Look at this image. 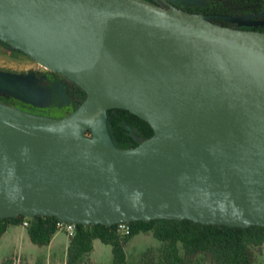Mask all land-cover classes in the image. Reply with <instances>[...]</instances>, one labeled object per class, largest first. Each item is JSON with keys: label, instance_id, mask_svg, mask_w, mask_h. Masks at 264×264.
<instances>
[{"label": "water", "instance_id": "1", "mask_svg": "<svg viewBox=\"0 0 264 264\" xmlns=\"http://www.w3.org/2000/svg\"><path fill=\"white\" fill-rule=\"evenodd\" d=\"M220 17L151 0H0V39L87 94L60 118L0 103V218L264 226V32L221 25ZM123 35L166 107L92 91L76 75ZM102 103L140 116L154 134L115 146L107 112L83 116ZM87 128L106 141L84 136Z\"/></svg>", "mask_w": 264, "mask_h": 264}, {"label": "trees", "instance_id": "2", "mask_svg": "<svg viewBox=\"0 0 264 264\" xmlns=\"http://www.w3.org/2000/svg\"><path fill=\"white\" fill-rule=\"evenodd\" d=\"M152 1V0H151ZM254 10L260 7L259 0H245ZM194 11V10H190ZM223 11V10H222ZM220 10L208 7L199 12L219 13L215 19L221 25L231 26ZM59 75L56 72H52ZM61 76V75H59ZM84 94L87 96L86 91ZM107 126L111 139L119 148L139 145L154 134L151 124L131 111L114 107L107 110ZM26 227L32 243L47 246L59 231L58 219L51 215L0 218V236L11 225ZM130 231L125 233L118 224H76L74 235L70 236L67 264H84L85 257L93 252L94 241L99 239L112 247V264H131L127 261L126 246L137 234L152 232L160 241L157 251L147 249L138 264H255L257 252L264 247V226L248 227L204 224L190 219L155 218L129 222ZM2 264H17L14 256Z\"/></svg>", "mask_w": 264, "mask_h": 264}, {"label": "rangeland", "instance_id": "3", "mask_svg": "<svg viewBox=\"0 0 264 264\" xmlns=\"http://www.w3.org/2000/svg\"><path fill=\"white\" fill-rule=\"evenodd\" d=\"M181 1L182 6L194 10L191 12L201 13L199 10L208 7L223 10V17L228 18L233 26L248 23L253 18H256V21H264V0H259L260 7L257 10L245 0ZM162 5L165 8L175 7L167 3ZM254 30L264 32V24ZM52 72L54 71L31 55L0 39V103L46 118H60L71 113L85 100V90L66 76L59 73L61 76L55 75ZM91 133L92 130L87 128L82 134L91 136L93 135ZM61 231H63L62 236H69L66 231ZM19 246L24 256L15 255L19 249L15 251V247H11L10 244V247L0 250V264L10 256H14L17 264H67V251L64 245L57 247L56 256L47 258L49 251L47 246L35 245L30 239L20 242ZM159 246L160 241L152 232L137 234L125 248L127 261L138 264L147 249L154 248L157 251ZM6 254L9 256L6 257ZM112 261L111 245L99 240L95 252L85 257L84 264H112ZM197 264H205V262L201 261ZM255 264H264V247L258 250Z\"/></svg>", "mask_w": 264, "mask_h": 264}, {"label": "bare ground", "instance_id": "4", "mask_svg": "<svg viewBox=\"0 0 264 264\" xmlns=\"http://www.w3.org/2000/svg\"><path fill=\"white\" fill-rule=\"evenodd\" d=\"M76 75L92 91L129 93L136 99L161 109L169 104L159 83L132 50L124 35L109 47L100 63L79 70ZM109 107L104 103L95 104L88 108L83 116L99 119L106 114ZM154 126L157 131L161 130L159 124L155 123ZM92 134L93 140L106 141L99 129L94 128Z\"/></svg>", "mask_w": 264, "mask_h": 264}, {"label": "crops", "instance_id": "5", "mask_svg": "<svg viewBox=\"0 0 264 264\" xmlns=\"http://www.w3.org/2000/svg\"><path fill=\"white\" fill-rule=\"evenodd\" d=\"M62 232L63 231H61V230L57 231V233L53 236L51 243L49 245H47L49 251L46 255V258L49 256H52V257L56 256L57 255V252H56L57 247L62 246V245H64V249L66 251H68V246L70 243V236H67V237L62 236ZM147 233H149V232H147ZM27 239H30V237H29V234L27 232V228L24 225H11L8 228V230L2 236H0V250H2L3 248H6V247H10V244H11V247L12 246L15 247L14 248L15 251L17 249H19L17 251V254H15V255L22 257V256H24V254L21 251V249H20L21 247L19 245H20V242H22V241L24 242ZM98 241H99V239H96L94 241L93 252H95V250H96ZM17 244H19V245H17ZM8 256H9V254H6V257H8ZM66 259H67V256H66Z\"/></svg>", "mask_w": 264, "mask_h": 264}, {"label": "flooded vegetation", "instance_id": "6", "mask_svg": "<svg viewBox=\"0 0 264 264\" xmlns=\"http://www.w3.org/2000/svg\"><path fill=\"white\" fill-rule=\"evenodd\" d=\"M152 1L157 2V3L161 4V5H162V3L163 4L167 3V4L171 5V6H175L177 8L185 9L187 11H190V9L185 8L184 6H182V4H181L182 1L181 0H160V1L152 0ZM201 13H203V14H218V13H210V12H201ZM218 15H220V14H218ZM226 19L228 20V18H226ZM228 22H229V20H228ZM229 24H230V22H229ZM263 24H264V21H262V22L256 21V18H253V20L252 21L250 20V22H248V23H244V24H242L240 26H236V25L233 26V25L230 24L231 25L230 27H236V28L247 29V30H254V28L261 27Z\"/></svg>", "mask_w": 264, "mask_h": 264}, {"label": "built area", "instance_id": "7", "mask_svg": "<svg viewBox=\"0 0 264 264\" xmlns=\"http://www.w3.org/2000/svg\"><path fill=\"white\" fill-rule=\"evenodd\" d=\"M117 224L122 231H124L125 233H129L130 231L129 221H122ZM23 225L27 227L29 225V221L26 219L23 222ZM57 227L59 230L66 231L69 236L74 235L76 231V223H71L60 219H58Z\"/></svg>", "mask_w": 264, "mask_h": 264}]
</instances>
